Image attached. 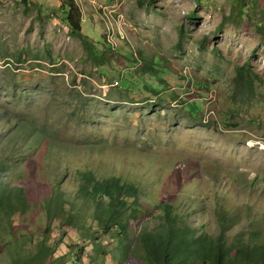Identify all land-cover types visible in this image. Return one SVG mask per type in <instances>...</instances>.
<instances>
[{"label":"rangeland","instance_id":"1","mask_svg":"<svg viewBox=\"0 0 264 264\" xmlns=\"http://www.w3.org/2000/svg\"><path fill=\"white\" fill-rule=\"evenodd\" d=\"M64 3L80 10L79 37L60 19ZM84 42L105 54L101 68ZM134 58L157 63L166 84L152 78L147 93L124 86L119 97L110 84L119 73L126 84ZM239 67L256 76L252 89L235 85ZM148 93H158L154 102ZM24 119L60 147L42 144L30 155L10 143L15 122ZM0 160L18 165L0 183L31 190L40 201L54 180L72 199L85 170L135 184L142 213L133 236L154 228L164 202L197 233L215 235L225 212L240 221L226 228L229 240L248 220L263 230L264 0H0ZM45 218L33 208L8 223L0 216V264L13 257L42 264ZM73 231L65 243L78 241ZM5 243L11 245L3 249ZM65 243L44 250L64 257ZM82 243L87 264L91 246ZM102 245L113 243L104 237ZM75 254L64 261L72 264ZM103 264L116 262L109 255Z\"/></svg>","mask_w":264,"mask_h":264},{"label":"trees","instance_id":"2","mask_svg":"<svg viewBox=\"0 0 264 264\" xmlns=\"http://www.w3.org/2000/svg\"><path fill=\"white\" fill-rule=\"evenodd\" d=\"M63 5L64 17L60 19L70 30L71 35L79 37L80 10L68 3ZM231 16L239 22L234 14ZM83 45L89 54L88 57L98 68H101L104 61H107L105 54L93 50L85 42ZM107 49L105 47V50ZM16 61H20V56ZM133 61L137 64L135 58ZM138 64L142 65L138 66ZM138 64L134 69L135 74L128 72L126 84L121 82L120 73L116 75L113 82L117 81V85L112 87L114 89L112 92L116 91L119 97L123 96L124 92L121 90L125 86L136 93L142 91L143 94L151 90L148 83L152 81V78L163 84L166 83L157 76L152 59L145 61L140 58ZM249 71L247 67H239L234 71L237 87L253 88L252 77L256 76ZM11 142L21 143L23 147L28 148L30 155H33L42 144L49 150L58 148L56 146L60 145V141L47 134L45 130L32 125L27 119L15 122L10 137ZM16 155L21 158L17 161L25 162L26 159L21 154ZM16 167L0 160V172H2L0 178L9 177L7 171ZM76 181L77 189L72 199L61 190L62 180H54L51 181L49 195L42 198V201L37 200L31 190L27 191L22 186L9 187L0 183V216L5 218L6 223L10 217L23 215L31 208L42 209L45 212L47 222H44L45 230L42 233L44 239L39 244L42 264L59 263L57 261H60L59 264H68L64 258L71 255L73 250H76V254L73 256L72 264H83L84 247L83 243L78 244L79 241L90 243L89 255L93 258L87 264H103V260L109 255L116 264H140V262L144 264H264V229L258 230L256 223L248 220L246 224L240 226V230L232 240L226 237L228 226L240 225L237 214L220 213V224L215 235L207 234L205 231L197 233L200 228L190 226L179 214L174 213L170 203L164 202L158 206L161 214L154 228L142 227L138 234L133 236L131 224L142 213L141 192L135 184L113 178V176L99 177L91 170L79 172ZM91 208L92 214L89 213ZM70 229L77 231L73 233L75 237L78 236V241L72 240L69 241L71 244H68L64 242V237L68 235ZM12 235L16 241L18 238L15 230H12ZM104 237L112 241L111 249L102 245ZM50 242L56 245L62 242L67 244L64 257L51 258L53 249L44 250L50 247L48 245ZM10 245L5 243L2 248L5 249ZM95 255L97 257H94ZM29 259L23 261L13 257L11 264H20L19 262L22 261L28 263ZM98 259L101 261L97 262Z\"/></svg>","mask_w":264,"mask_h":264},{"label":"clouds","instance_id":"3","mask_svg":"<svg viewBox=\"0 0 264 264\" xmlns=\"http://www.w3.org/2000/svg\"><path fill=\"white\" fill-rule=\"evenodd\" d=\"M120 35V34H119ZM157 63H155V65H156ZM155 65H154V70H156L157 68H155ZM165 69H166V72H168V69L165 67ZM168 74H169V72H168ZM157 76L159 77V78H163V76H160V75H158V72H157ZM187 78V77H186ZM186 78H183V80H185ZM188 79V78H187ZM118 82H119V80H118ZM161 83H163V82H161ZM166 84V83H165ZM181 84V83H180ZM179 84V85H180ZM117 85V81H115V82H113L112 84H110V86H111V88L110 89H112V87H115ZM196 86H200V87H202L201 85H199L198 83H196L195 84ZM193 88L194 89H197L194 85H193ZM168 88H166L165 90H167ZM164 90V91H165ZM164 93V92H163ZM158 94V93H157ZM157 94H150V93H148L146 96H148V100H149V102H154L155 100H156V98H153L152 99V97L153 96H156ZM201 95V94H200ZM151 96V97H150ZM201 97H205V96H203V95H201ZM201 106H203V105H201Z\"/></svg>","mask_w":264,"mask_h":264}]
</instances>
